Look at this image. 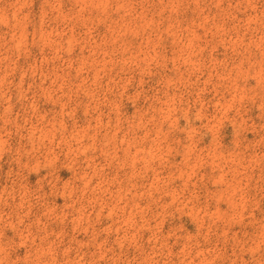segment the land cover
I'll use <instances>...</instances> for the list:
<instances>
[{
  "label": "rangeland",
  "instance_id": "obj_1",
  "mask_svg": "<svg viewBox=\"0 0 264 264\" xmlns=\"http://www.w3.org/2000/svg\"><path fill=\"white\" fill-rule=\"evenodd\" d=\"M0 264H264V0H0Z\"/></svg>",
  "mask_w": 264,
  "mask_h": 264
}]
</instances>
